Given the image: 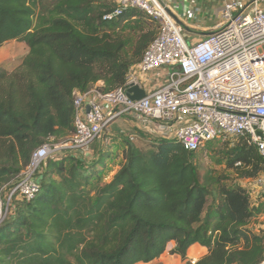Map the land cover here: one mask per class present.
Here are the masks:
<instances>
[{
    "label": "trees",
    "instance_id": "trees-1",
    "mask_svg": "<svg viewBox=\"0 0 264 264\" xmlns=\"http://www.w3.org/2000/svg\"><path fill=\"white\" fill-rule=\"evenodd\" d=\"M115 8L112 0H0V48L18 41L29 49L16 70L0 68V190L12 191L37 149L69 141L76 92L98 83L113 92L142 60L157 35L143 21H155L128 10L105 22ZM133 21L143 26L128 52L121 26ZM130 135L108 182L113 154L100 145L90 162L50 158L35 198H12L0 224V264H149L172 243L170 254L183 261L193 245L207 248L195 264L264 261V236L248 230L258 215L248 189L203 176L198 152L177 141L156 138L146 149ZM217 153L237 179L264 174V158L246 138Z\"/></svg>",
    "mask_w": 264,
    "mask_h": 264
},
{
    "label": "built area",
    "instance_id": "built-area-1",
    "mask_svg": "<svg viewBox=\"0 0 264 264\" xmlns=\"http://www.w3.org/2000/svg\"><path fill=\"white\" fill-rule=\"evenodd\" d=\"M112 2L116 8L103 17L105 22H117L128 10L140 11L158 24L155 39L122 87L109 93L98 86L76 92L74 134L66 143L45 144L33 153L7 199L0 201V224L14 194L27 201L35 198L37 176L50 158L82 159L121 119L190 152L217 140L246 138L264 158V0H228L219 23L196 42L185 37L186 29L167 0ZM153 73H162V79L151 83L147 77ZM134 86L145 90L146 97L131 99L128 90ZM255 182L264 196V174Z\"/></svg>",
    "mask_w": 264,
    "mask_h": 264
},
{
    "label": "rangeland",
    "instance_id": "rangeland-1",
    "mask_svg": "<svg viewBox=\"0 0 264 264\" xmlns=\"http://www.w3.org/2000/svg\"><path fill=\"white\" fill-rule=\"evenodd\" d=\"M52 2H54V0H45V3L48 5ZM147 20L143 21L144 26L140 25L136 21L122 24L121 32L125 37L128 52L132 50L141 27H145L147 22L149 25L151 24V27L155 28L158 32V24L155 22L150 23L149 19ZM28 51V47L18 41H12L5 44L2 48H0V68H3L9 72L16 70L21 65ZM137 130L138 129L128 121L122 119L116 121L112 124L109 130L104 132V134L101 136V139L96 142L91 149L85 152L83 160L90 162L97 157V145H100V148L103 149L104 152L111 150L113 157L109 161L108 170L106 171L104 178L106 182H108L123 163V143L127 136L130 134H137L141 138V141H139L137 144L146 149L149 147V142L156 139L154 134L152 135L150 133L138 132ZM235 141L236 139L227 138L210 142L203 150L197 153L194 161L203 176H207L213 180H218L226 186L240 185L249 190L253 207L258 210V215L251 225L248 226V230L252 233L264 236V196L260 188L257 186L254 180L249 181L237 179L235 173L228 168L226 161L223 160L222 157H220L221 155H218L217 153L218 151L220 152V146L224 142H228L229 145H232L235 143ZM8 195V191L0 190V201L4 202ZM172 244L169 245V251L172 249ZM152 264L193 263L190 261H183L180 258L171 256L170 253H168L166 257L163 258V260L154 262Z\"/></svg>",
    "mask_w": 264,
    "mask_h": 264
},
{
    "label": "crops",
    "instance_id": "crops-1",
    "mask_svg": "<svg viewBox=\"0 0 264 264\" xmlns=\"http://www.w3.org/2000/svg\"><path fill=\"white\" fill-rule=\"evenodd\" d=\"M227 1L228 0H167L166 4L172 9V11L176 14L179 22H181L186 29L185 37L190 42H196L208 35L219 23L223 7ZM262 6L264 8V3ZM161 75L162 73H153L150 74L147 79L151 83H154L155 81L159 80V78L162 79ZM96 86L102 87L103 83H98ZM151 88L152 87H148V90H151ZM92 146L90 147V149L92 148ZM124 147L125 146H123V148ZM174 246L175 244H172V249L174 248ZM168 253H170L169 249L157 261L163 260V258L166 257ZM207 254V248L199 244H195L189 249L187 255L188 259L186 261L196 263ZM171 256L180 258L177 255Z\"/></svg>",
    "mask_w": 264,
    "mask_h": 264
},
{
    "label": "water",
    "instance_id": "water-1",
    "mask_svg": "<svg viewBox=\"0 0 264 264\" xmlns=\"http://www.w3.org/2000/svg\"><path fill=\"white\" fill-rule=\"evenodd\" d=\"M128 95L133 100H141L144 97H146L147 93L145 90H142L139 87L134 86L128 90ZM89 111H90V108L88 107L87 112Z\"/></svg>",
    "mask_w": 264,
    "mask_h": 264
}]
</instances>
